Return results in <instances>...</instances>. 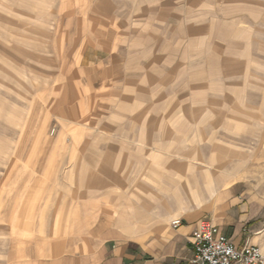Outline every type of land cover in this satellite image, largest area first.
<instances>
[{"label": "rangeland", "instance_id": "rangeland-1", "mask_svg": "<svg viewBox=\"0 0 264 264\" xmlns=\"http://www.w3.org/2000/svg\"><path fill=\"white\" fill-rule=\"evenodd\" d=\"M100 1L0 0V264H14L18 243L51 220L40 215L67 196L70 151L94 140L90 130L122 120L115 102L125 96L132 151L142 127L131 121L147 112L158 119L152 131L161 136L146 141L162 146L163 170H146L147 188L155 177L185 182L166 157L193 127L207 128L223 151L212 156L233 150L244 172H264V0ZM103 57L106 75L95 65ZM64 95L75 112L58 106ZM174 107L188 117L178 134L170 133ZM129 156L126 176L138 177L139 155Z\"/></svg>", "mask_w": 264, "mask_h": 264}, {"label": "crops", "instance_id": "crops-1", "mask_svg": "<svg viewBox=\"0 0 264 264\" xmlns=\"http://www.w3.org/2000/svg\"><path fill=\"white\" fill-rule=\"evenodd\" d=\"M167 3L175 2L155 0L163 8ZM100 4L109 8L106 0ZM104 60L95 63L102 75L107 74ZM83 69L90 72V68ZM64 96L59 97L58 106L75 112V99ZM130 105L126 96L115 102L122 120L111 118L110 130H90L94 140L70 151L62 171L69 181L68 192L63 190L67 196L59 200L55 212L48 207L42 210L40 216L51 220L42 222L32 242L18 243L20 252L14 264H190V235L203 225L215 226L237 249L258 247L264 258V172H244L233 150L228 159L212 156L223 151L209 144L207 128L196 131L192 126L196 133L191 132V140L188 136L186 145L171 146V156L166 157L172 170L182 172L185 182L155 177L154 189L147 188L146 170L159 175L163 170L162 146L146 141L153 134L161 136L158 130L152 131L158 119L147 112L131 121L130 126L142 127L141 140L132 151L127 140L131 131L123 129L130 119L126 117ZM178 111L174 107L168 115L171 134H178L179 122L188 118L183 117L186 112L179 115ZM200 131L204 133L201 144L195 140ZM131 153L139 155V176L133 178L126 176ZM176 220L180 226L172 228ZM40 233L43 236L37 237ZM25 249L33 256H25Z\"/></svg>", "mask_w": 264, "mask_h": 264}, {"label": "built area", "instance_id": "built-area-1", "mask_svg": "<svg viewBox=\"0 0 264 264\" xmlns=\"http://www.w3.org/2000/svg\"><path fill=\"white\" fill-rule=\"evenodd\" d=\"M180 226V221L171 223L172 228ZM192 258L190 264H264L258 247L246 246L237 249L218 229L203 225L190 235Z\"/></svg>", "mask_w": 264, "mask_h": 264}]
</instances>
